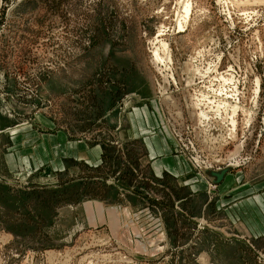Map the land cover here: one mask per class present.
<instances>
[{"label":"rangeland","instance_id":"rangeland-1","mask_svg":"<svg viewBox=\"0 0 264 264\" xmlns=\"http://www.w3.org/2000/svg\"><path fill=\"white\" fill-rule=\"evenodd\" d=\"M141 122L194 169L192 147L211 134L215 164L253 169L264 156V0H0V264H264L203 197L175 214L185 190L149 176L128 134ZM54 131L85 150L46 159ZM95 143L108 145L103 167L88 158ZM123 166L137 171L119 179ZM125 202L145 212L108 224L101 207Z\"/></svg>","mask_w":264,"mask_h":264},{"label":"crops","instance_id":"crops-1","mask_svg":"<svg viewBox=\"0 0 264 264\" xmlns=\"http://www.w3.org/2000/svg\"><path fill=\"white\" fill-rule=\"evenodd\" d=\"M137 127L134 124L128 129L129 139L134 143L135 141L136 143H142L146 148L148 157L146 165L150 171L149 176L156 179L159 184L164 182L165 177H171L175 181L179 192L185 190L184 195L180 193L181 195L177 198L174 197L176 208L173 209L176 210L174 211L176 215L187 214L185 211L187 201L197 203L203 197V208H214V211L220 214L222 221L225 223L224 229H231V232L238 238L250 240L253 246L260 247L259 250H264V166L260 163L264 160V156L259 159L258 164L260 165H253L254 170L244 166L237 167L228 172L222 183L216 186L211 184L199 170L194 169L185 157L174 152V141L170 137L161 131L149 130V128L143 126V123L141 127L145 130ZM31 134L28 135L31 136ZM49 134L50 139L47 144L43 145L44 150L41 148L43 152L45 151L46 159L56 160V162L63 165L62 159L65 158L66 154L75 152L77 156V151L80 149L85 150V144L69 141L64 131H54ZM22 138L21 134L9 138L14 152L7 156V163L9 162L8 165L11 164L12 168L18 165L21 154L16 152L18 147L16 143ZM107 147L108 145L98 143L91 145L87 152L88 158L93 157L92 161L103 167V164H107L109 158ZM126 147H128L127 141L120 146H115L117 150L122 152L127 150ZM111 148L114 147L111 146ZM50 153L52 154L49 156ZM139 163L134 165L139 168V173H142ZM221 166L224 165L217 167ZM124 167L116 173L119 179L122 172L123 176L130 177L135 174L133 170L137 171L134 167L132 170L129 167L126 170ZM212 189H215L216 192H211ZM102 208L103 210L107 208L112 211L107 223L110 224L111 222L114 226L116 225L115 220L119 223L121 221L117 217L120 211L130 213L136 210L143 213L146 209L143 206L133 209L134 207L129 202L113 203V205L107 207L103 205L101 211ZM192 214L198 215L196 211H193ZM203 216L205 220L210 218V214L207 212H203ZM160 220L163 221L162 218Z\"/></svg>","mask_w":264,"mask_h":264},{"label":"built area","instance_id":"built-area-1","mask_svg":"<svg viewBox=\"0 0 264 264\" xmlns=\"http://www.w3.org/2000/svg\"><path fill=\"white\" fill-rule=\"evenodd\" d=\"M208 138L210 140V144L208 145V147H206L205 144L193 145L192 147V151L194 153V156L192 158L195 159L197 165L199 166V170L201 167L217 168V166L220 165H227L229 163H234V164L239 163L235 160L224 159L225 161L219 164H215L216 162L219 161H216V159L214 158L218 152L213 151L211 147V140L212 138L214 139V137L211 134L208 136ZM176 142L177 145H180V141H178V139L176 140Z\"/></svg>","mask_w":264,"mask_h":264},{"label":"water","instance_id":"water-1","mask_svg":"<svg viewBox=\"0 0 264 264\" xmlns=\"http://www.w3.org/2000/svg\"><path fill=\"white\" fill-rule=\"evenodd\" d=\"M236 168V164L229 163L222 167L217 168H209V167H201L200 172L202 175L213 185H219L224 180L225 175L234 170Z\"/></svg>","mask_w":264,"mask_h":264},{"label":"bare ground","instance_id":"bare-ground-1","mask_svg":"<svg viewBox=\"0 0 264 264\" xmlns=\"http://www.w3.org/2000/svg\"><path fill=\"white\" fill-rule=\"evenodd\" d=\"M189 5H186L185 6V11H186V13H189ZM188 16V15H187ZM233 106V105H232ZM234 110V109H233ZM235 112V110L233 111V113ZM230 113H231V111H230ZM230 115V114H229ZM232 116V115H231ZM232 119V118H231ZM235 120V119H234ZM230 122H233V121H230ZM231 130V129H230ZM218 139V138H217Z\"/></svg>","mask_w":264,"mask_h":264}]
</instances>
